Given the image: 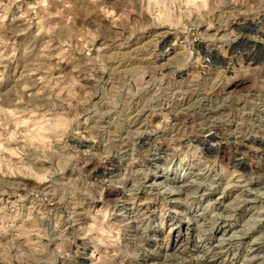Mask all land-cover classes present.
Segmentation results:
<instances>
[{
  "label": "rangeland",
  "instance_id": "rangeland-1",
  "mask_svg": "<svg viewBox=\"0 0 264 264\" xmlns=\"http://www.w3.org/2000/svg\"><path fill=\"white\" fill-rule=\"evenodd\" d=\"M263 250L264 0H0V264Z\"/></svg>",
  "mask_w": 264,
  "mask_h": 264
},
{
  "label": "bare ground",
  "instance_id": "bare-ground-1",
  "mask_svg": "<svg viewBox=\"0 0 264 264\" xmlns=\"http://www.w3.org/2000/svg\"><path fill=\"white\" fill-rule=\"evenodd\" d=\"M174 115V114H173ZM213 130V129H212ZM204 133V132H203ZM205 135L203 136V139H205V138H210V137H214L215 136V134H216V132L213 134L212 132H211V130L210 129H207L206 131H205V133H204ZM197 139H199V138H197ZM179 179V178H178ZM173 182H174V180H172ZM179 187V186H178ZM182 187H188V185H183ZM192 189V188H191ZM117 192V194L119 193V195H120V197H122V195H121V193H120V191H116ZM124 197V196H123ZM221 200V199H220ZM217 201V200H216ZM244 204V203H243ZM217 206V205H216ZM204 210V209H203ZM126 212V211H125ZM128 213V212H127ZM204 212H202L201 213V215L203 214ZM195 215V214H194ZM187 218V217H186ZM193 220V218L192 217H190V218H187V220H186V226L187 227H189V223L191 222ZM191 224V223H190ZM181 228H183V226H182V224H177L175 227H174V229L172 230V234H174L175 236V239L177 240L178 239V241L181 239V234H180V229ZM168 239V238H167ZM174 243H175V241H174ZM177 245H178V242H177V244H171L170 245V247L171 248H175V247H177ZM179 248H180V246H179ZM175 250V249H174ZM180 251V250H179ZM264 251V250H263ZM175 252V251H174ZM178 252V251H177ZM207 252V251H206ZM179 253H181V252H179ZM167 255V254H166ZM207 260V259H206ZM184 261V260H183ZM203 262V261H202ZM215 262V261H214ZM214 262H213V260L212 261H210V263L209 264H214ZM205 263V262H204ZM171 264H173V263H171ZM199 264V263H198ZM207 264V263H206Z\"/></svg>",
  "mask_w": 264,
  "mask_h": 264
}]
</instances>
